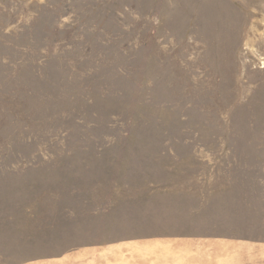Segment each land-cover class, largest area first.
I'll return each instance as SVG.
<instances>
[{
    "label": "rangeland",
    "instance_id": "1",
    "mask_svg": "<svg viewBox=\"0 0 264 264\" xmlns=\"http://www.w3.org/2000/svg\"><path fill=\"white\" fill-rule=\"evenodd\" d=\"M148 186H264V0H0V249Z\"/></svg>",
    "mask_w": 264,
    "mask_h": 264
},
{
    "label": "crops",
    "instance_id": "2",
    "mask_svg": "<svg viewBox=\"0 0 264 264\" xmlns=\"http://www.w3.org/2000/svg\"><path fill=\"white\" fill-rule=\"evenodd\" d=\"M120 190L111 201L31 205L27 216L44 224L0 254L24 250L16 264H264V186Z\"/></svg>",
    "mask_w": 264,
    "mask_h": 264
}]
</instances>
